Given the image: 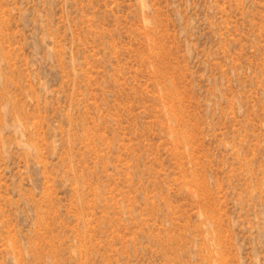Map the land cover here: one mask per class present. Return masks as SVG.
Wrapping results in <instances>:
<instances>
[{
  "label": "rangeland",
  "instance_id": "374dc122",
  "mask_svg": "<svg viewBox=\"0 0 264 264\" xmlns=\"http://www.w3.org/2000/svg\"><path fill=\"white\" fill-rule=\"evenodd\" d=\"M0 264H264V0H0Z\"/></svg>",
  "mask_w": 264,
  "mask_h": 264
}]
</instances>
